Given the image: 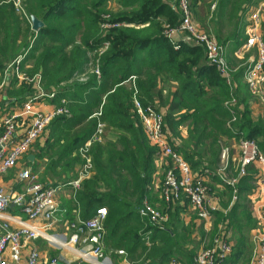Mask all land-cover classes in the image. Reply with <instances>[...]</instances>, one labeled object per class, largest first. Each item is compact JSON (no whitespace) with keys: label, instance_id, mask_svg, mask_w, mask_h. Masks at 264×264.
Returning <instances> with one entry per match:
<instances>
[{"label":"trees","instance_id":"obj_1","mask_svg":"<svg viewBox=\"0 0 264 264\" xmlns=\"http://www.w3.org/2000/svg\"><path fill=\"white\" fill-rule=\"evenodd\" d=\"M111 1L27 0L26 11L23 10L25 16L40 20L44 28L36 34L28 23L31 46L24 55L21 71L29 67L27 75L41 76L45 91L55 93L53 103L58 106L62 100H66L70 112L68 117H59L48 127L49 137L43 156L49 151H58V161L51 168L55 171L57 163L70 158L92 138L99 123L104 124L105 132H118L122 135L116 143L119 149L116 146L103 149L100 143H96L95 176L83 181L80 191L73 195L70 203L77 208L83 221L91 218L97 209H107L104 254L113 264L118 259L137 264L132 258L140 248L143 255L150 254L145 260L140 256L138 264H169L174 258L179 259L180 264H192L196 248L192 251L184 249V236L179 234L193 229L195 235L196 227L185 225L181 218V204L188 206L187 201L172 204L171 221L164 230L153 228L139 216L145 199L158 209L166 205L163 201L161 205H156L147 197L150 189L154 188L160 156L145 135L135 112L134 101L144 108L152 107L164 113V132L170 145L190 165L193 173L200 176L205 170L212 173L218 170L224 141L239 140L228 126L231 116L225 109V104L232 99L230 88L217 68L207 64L202 48L163 36V18L172 21L176 27L179 25V15L171 10L172 4L178 0H117L115 9L118 14L115 16L107 8ZM254 1L233 2L227 20L231 30L227 36L222 34L223 25L216 26L214 37L218 44L224 49L228 43L233 44L231 59L234 61L238 60L235 52L245 42L240 30L242 20ZM191 2L197 7L198 0ZM228 4L229 0L220 1L217 8L219 14ZM104 14H110L115 23L135 26L103 33L101 25ZM10 18L15 30L13 34L9 29ZM3 32L8 37L12 36L14 43L11 52L4 50L3 53L0 49V56L10 54V59L16 60L20 30L12 4L0 6V41ZM103 42H109L110 49L101 60L102 76L97 79L89 75L85 83H80L78 77L90 66L88 54ZM228 63L234 71L231 75L233 83H236L234 99L244 107L243 114L231 128L256 141L264 155V127L252 121V96L249 93L250 97H241L240 85L237 84L243 79L244 68L237 72L230 60ZM4 66L0 63V69ZM132 77L135 78L132 86H126ZM75 78L77 84L73 87L56 89ZM172 84H176L175 90L164 98L165 86ZM22 87L21 92L31 93L30 86L25 84ZM99 111L101 117L94 118ZM183 128L187 129L185 140L180 136ZM250 168L245 176L238 179L235 189L226 186L218 176L215 179L223 184L226 192L243 198L246 197L248 182L253 179L249 176ZM161 169L165 173L166 168ZM231 169L235 170L230 164ZM209 190L211 193V188ZM239 207H231L228 215L235 214ZM242 211L246 212L247 208ZM66 214L71 215L69 211L64 216ZM223 214L217 212L215 215L222 218ZM241 226L244 227V224L238 225ZM111 243L114 249H109ZM244 245L239 243L227 264H236L243 258ZM119 251H123L124 256L118 255ZM51 254L53 257L58 255L54 251Z\"/></svg>","mask_w":264,"mask_h":264},{"label":"built area","instance_id":"obj_2","mask_svg":"<svg viewBox=\"0 0 264 264\" xmlns=\"http://www.w3.org/2000/svg\"><path fill=\"white\" fill-rule=\"evenodd\" d=\"M221 0H214L211 11L216 12ZM17 12L25 16L21 2H14ZM173 12L179 15L177 27L166 26L163 36L173 40L182 35L181 43L200 47L204 50L207 64L217 68L226 79L230 88L231 101L225 104L226 111L231 116L228 126L232 134L238 137L239 172L235 179H228V152H222V164L215 173L205 170L200 176H195L190 165L172 148L164 132V113L152 107H142L134 101L135 112L149 143L155 147L161 160L162 168H166L164 182L161 188L160 199L165 203V208L158 209L147 199L144 200L139 216L147 220L153 228L164 230L169 222L168 213L172 204L187 201L195 213L197 220L208 227L213 216L219 212V206L210 195L208 177L218 176L222 182L235 189L238 179L247 174V170L259 164L264 167V155L258 143L247 139L243 133L233 131L231 126L238 121L240 112L234 99V83L231 69L227 60V53L222 48L214 35L199 30L194 22V13L191 0H178L172 4ZM247 26L245 27L246 40L235 52L236 59L243 62V82L255 104L264 105V0H255L247 9ZM101 30L108 33L121 28H134L135 25L115 23L110 15L103 16ZM143 28V27H142ZM192 44V45H189ZM110 43L103 42L96 50L91 52L93 60L81 76L80 83H85L89 75L100 79L102 76L101 60L109 51ZM23 57H18L5 70L3 81L0 84V96L8 85L11 75L18 81L35 87V94L28 97L23 103L16 105L19 109L13 114L6 115L1 120L0 132V179L6 176L18 162L30 152L33 145L45 134L50 124L59 117L70 115L66 100L54 106L49 112L39 111L37 105L43 101L53 102L55 93H46L42 89V77L37 75L29 79L22 71ZM135 78H130L134 82ZM128 81V82H129ZM101 111L94 114L100 118ZM105 134L104 124L99 123L92 138L79 149L87 151L92 145L100 143ZM86 178V171L80 172L77 179L68 185L74 190L75 195L81 189ZM20 183L25 184L24 191L18 195H9L0 185V264H113L111 259L104 254L105 223L108 217L106 208H99L91 218L78 221L77 224L67 225L64 233L56 232L62 224L61 218L66 213L61 208L58 200V187H47L38 182L37 176L31 170H23L18 174ZM259 199L262 202L259 215V233L254 238L257 249L251 264H264V181L261 184ZM20 210V217H5L10 207ZM36 242L46 243L50 250L59 252L56 257H45L35 245ZM148 244V243H147ZM69 255L63 256L62 252ZM233 246L227 237L219 235L212 243L202 247L193 258L192 264H227L232 256ZM118 255L124 256L123 251ZM126 264H129L126 262ZM169 264H180L174 258Z\"/></svg>","mask_w":264,"mask_h":264},{"label":"rangeland","instance_id":"obj_3","mask_svg":"<svg viewBox=\"0 0 264 264\" xmlns=\"http://www.w3.org/2000/svg\"><path fill=\"white\" fill-rule=\"evenodd\" d=\"M16 1L17 0H0V6H2L3 4H7V5L12 4V6L14 8L15 18H17L19 20V30H20V36L17 38L18 42L16 45L17 53L15 55H17L18 57H20V56L23 57V61H24V55L29 51V46H31V37L32 36H31L30 31H28V28H27L29 22L26 20V18L24 17L23 14L16 11V8L14 6V2H16ZM19 1L21 2L22 10L26 11L27 0H19ZM203 1H204L203 4L199 8H196L192 5V9L194 12V18H195V24H196L197 28L199 30L205 32V33H210V34L216 36V32H215L216 26H220V25L222 26L223 25L221 27L222 34L224 37L227 36L226 34H229V32L231 30L229 27V24L227 23V20H228V17L230 15V12H231L233 2L235 0H229V4L227 7H225L222 14H219V9L217 11L218 14H217V12L211 11V5L214 3V0H203ZM116 2H117V0H112L108 4V7H107L108 10L110 12H112V14L114 16L116 14H118V11H116V9H115ZM218 6H219V4H218ZM107 15H110V14H107ZM104 16H106V14H104ZM28 19L30 21V18H28ZM246 19L247 18L245 17V19L242 20V25L240 27L241 37L244 38V41L247 38L246 33H245V27L247 26V20ZM9 20H10L9 29H10L11 33L13 34V32L15 31L13 28V22H12L11 18ZM162 20L164 21V22H162L163 28H165L166 26H171L174 28L176 27L173 25L174 23L172 21H170L169 19L163 18ZM242 29H244L243 33H242ZM1 38L2 39L0 41V49H2V52L4 53V50L6 52H11L12 47H13V43H14L12 36L8 37L6 35V33L3 32L1 34ZM5 44H7V45H5ZM189 45H192V44H189ZM232 45L233 44L229 45V43H228L226 45L225 50L227 53V58L230 60V63L232 65V68L236 69L238 72L239 70H242L243 63L238 62V60L234 61L231 59V58H233L232 57L233 54H232V50H231ZM24 46H25V48L22 51L21 48L23 49ZM10 58H11L10 54L4 55V57L0 56V63L5 64L4 68L0 69V84L3 81V76H4L6 68L13 61H15V60H13L14 58L12 60ZM93 59L94 58L91 55V53L88 54V57H87L88 62L90 61V63H91ZM28 69H29V67L28 68L26 67L23 70V72L27 77H29V79H33L35 77V75L29 76L26 74ZM8 82L15 83V82H17V80L11 75V77H9ZM76 84H77V79L75 78V79H72L71 82L63 84L62 86H59L56 89L62 90L65 87H67V88L73 87ZM234 84H236V83H234ZM237 84L240 85V89H241L240 96L243 98L250 97L249 92L247 91V89L244 85L243 79L237 81ZM42 89L44 92L48 93L47 91H45V85L43 83H42ZM252 121L256 125L262 124V126L264 127V105L261 107H259V106L256 107L255 114L252 117ZM121 136L122 135H120L118 132L106 131V133L104 134V137H103V139L99 145L103 149H106L108 146H114V147L116 146L115 148L119 149V146L116 145V143L119 141L118 139ZM38 141L33 145V147L38 143ZM95 145L96 144L92 145L87 151H84V152H80L78 150L75 154H72V156H70V158L62 161L61 163H57L56 164V165H58V166H56L57 170H55L56 173H55V175H53V176H55L53 178L54 183L58 182V183L67 184L70 182L71 179L73 181L75 179H77L80 172H85V171H86V178L87 179L94 178V176H95L94 159H95V156L97 153V147H98ZM225 146H226V143L223 142L222 148H224ZM57 153H58V151L57 152H51L50 151L46 154L47 163L45 164V170L43 171L42 175L46 174L47 177L48 176L50 177V175H49L50 172L51 171L55 172L54 170H51V168H52V165L54 164V162L58 161ZM235 172H236V170L228 169L226 176L231 178L235 175ZM87 179H85V180H87ZM39 181L42 183L45 182V181L43 182V180L41 178L38 180V182ZM163 182H164V170L161 169V170L157 171V175H156V178L154 180V188L152 187V189H150L149 195H147V197L150 198L151 201L153 200V202H156L155 203L156 205H161V203H162L161 199H160V194H161V188H162ZM62 190L63 191L61 193L60 200H61L62 206H63V202L65 203L64 200H66V201L69 200L68 196H71L72 193L74 194V190L71 188H66V189H62ZM211 196L218 199L220 206H222V208L224 209L223 210L224 211L223 217L219 218L218 216L214 215L212 218L211 224L208 227H205L202 223L198 222V224H197L193 220V219H195L194 216L192 219L188 218V216H186L185 219H186V221H188V223L185 222V225L195 226L196 229H195V235L193 233V229L190 232H185V231L179 232L180 235L182 234L184 236V237H182L183 238L182 245H183L184 249H186L188 251H192L196 248L195 250L197 253L198 251L201 250L202 247H206V246L210 245L216 237H218L219 235H222V236L227 237L228 240L231 242V244L233 246L232 252H234V250L238 249V245L240 242L245 244L244 245V250H245L244 256L236 264H251L253 257H254V253L257 249V244H256L254 237H253V231H254L253 223L248 220L249 219L248 211H246V212L242 211L244 208H246V207L248 208V205H249L248 200L246 199V197L238 198L237 194H235V193L230 194L226 191L224 192L223 195L218 194L217 191H216V194H215V192H211ZM67 205L69 206V204H67ZM234 205L240 206L239 209L235 212V214H233L231 216H229L230 214L228 215V213L225 214L226 210L228 208H231V207L233 208ZM171 212H173L172 207L168 213L169 222L166 225V228H168L170 221H171V215H170ZM189 215H191V214H189ZM191 217H192V215H191ZM181 218H184V217H181ZM78 221H83L80 214L79 213H76L73 215L71 214L70 217L68 218V221L65 218H63V219L61 218V222L63 224L66 222V224L63 226H58V227H60L59 229L61 230V228L64 229V227L66 225L79 223ZM239 224H244V227L243 226L238 227ZM183 232H185V233H183ZM188 233H189V235H188ZM188 236H190L191 241L188 240ZM40 243H41L40 248L42 249V251H44V252L45 251L48 252V250H49V252L52 251V250H50L49 246L46 243H43V242H40ZM111 248L114 249L113 243H111L109 249H111ZM122 249H124V248H122ZM54 253L57 255L59 252H54ZM148 254H150V252L143 255L141 248H140L137 251L135 258H132V260L134 261V263L138 264V262H137L138 258L141 256V257H144L141 259L145 260ZM115 264H126V262H124L121 259H118V261L115 262ZM129 264H131V263L129 262Z\"/></svg>","mask_w":264,"mask_h":264},{"label":"crops","instance_id":"obj_4","mask_svg":"<svg viewBox=\"0 0 264 264\" xmlns=\"http://www.w3.org/2000/svg\"><path fill=\"white\" fill-rule=\"evenodd\" d=\"M203 0H198V4L196 8H199L202 4H203ZM172 10V9H171ZM173 11V10H172ZM194 13V12H193ZM194 22H195V18H194ZM182 38V35L176 36L172 41L175 42H180ZM9 81V79H8ZM22 85H25L24 83L21 82H15V83H11L8 82V85L6 86L5 90L3 91V93L0 96V124H1V120L8 114H13L16 110H18L19 108L16 107V105H19V103L25 101L28 97H31L35 94V87L32 85H27L31 87V93L28 94L26 92H21V88ZM126 86H132V82H127ZM176 88V84H172L171 86H165V90L163 92V96L164 98H168L170 93L173 92ZM16 89V90H15ZM51 93V92H48ZM253 104L251 105V109H252V117L255 114V109L256 107H261V105L255 104L254 101H252ZM56 106L53 102H47V101H43L41 103H39V105H37V109L39 111H44V112H49L50 110L53 109V107ZM238 110L240 112V116L243 114L244 112V107L242 105H238ZM0 132H1V125H0ZM106 133V132H105ZM180 136L183 140H185L187 138V129L183 128L181 129L180 132ZM49 137V131H46L45 134L43 135V137L40 138V140L38 141V143L31 149L30 152H28L17 164V166L15 168H13L6 176L2 177L0 179V185L1 187L5 190V192L9 195H18L21 194L24 191L25 188V184H22L19 182L18 180V174L19 172L23 171V170H31L33 172L34 175L37 176L38 180L41 178L43 180L44 183L40 182L41 184H43L44 186L47 187H58L59 189V193H58V200L59 203L61 205V208L63 209V211H65L66 213H71L76 214L78 213V211L76 210L77 208H73V205L70 203V200L73 197V193L71 196H68L69 200H64L65 203L63 202V206L62 207V202L60 200V196L62 193V189H66V188H71L69 187V183L72 182L73 180L71 179L69 183L67 184H63V183H58L53 181V178L55 176V172L51 171L50 172V177L45 175H42L43 171L45 170V164L47 163V159L46 156H43V152L46 148L47 145V140ZM177 144H180L179 141H176ZM224 143H226V146L223 148V150H227L228 152V169H230V164L233 166V169L236 170L235 175L237 174L238 176V172H239V148H238V142L236 140H231L229 142L224 141ZM222 150V152H223ZM50 152V151H49ZM222 156V153H221ZM222 158L220 157V164H219V168L222 164ZM163 160H161V158L159 159V161L157 162V167H158V171L161 170L162 166H163ZM57 170V169H56ZM228 171V170H227ZM195 176H199V174L194 173ZM237 176H233L231 178L227 177L228 179H235ZM249 176H251L250 181L248 182V186H247V193H246V199L248 200V216H250V219L252 220L253 223V227H254V231H253V237L255 238L258 233H259V215H260V210H261V206H262V202L260 201V189H261V184L264 181V167H262L259 164H256L253 166V168L251 167L249 170ZM215 176H210L208 177V187L211 188V192H215L216 191L218 194L223 195L225 192V188L223 186V184H221L220 182L217 181V179H215ZM222 186V187H221ZM72 189V188H71ZM211 195V193H210ZM213 199H215L216 203L219 206V213L222 212L224 213V209L222 208V206H220L218 199H216L215 197H212ZM68 202V203H67ZM69 204V206L67 205ZM181 208H182V213H181V217H184V221L186 223H188V221H186L185 217L188 216V218H193V216L195 217V219H193L197 224H198V220L197 217L195 215V213L193 212V210L191 209L190 205L185 206L183 203L181 204ZM230 208H228L226 210L225 214H229L230 212ZM191 214V215H189ZM5 217H20L23 219L24 222H26L27 220L21 216V212L18 208L16 207H10V209L8 210V212L6 213ZM69 214L65 215L64 218L68 221L69 218ZM190 219V220H191ZM193 221V222H194ZM201 223V222H199ZM66 222L63 224H61L60 226L65 225ZM68 226L66 225L63 228H61V230L59 229L60 227L56 228V232L58 233H64L67 232ZM106 236V235H105ZM37 246V248L39 249L41 246L40 242H36L35 244ZM41 249V248H40ZM39 249V250H40ZM42 252V254L45 257H53V255L51 254L52 251L49 252H44L42 251V249L40 250ZM61 255L63 256H68L69 254L65 251L62 252Z\"/></svg>","mask_w":264,"mask_h":264},{"label":"water","instance_id":"obj_5","mask_svg":"<svg viewBox=\"0 0 264 264\" xmlns=\"http://www.w3.org/2000/svg\"><path fill=\"white\" fill-rule=\"evenodd\" d=\"M31 29L34 33L38 34L44 28V24L35 17L30 18Z\"/></svg>","mask_w":264,"mask_h":264}]
</instances>
